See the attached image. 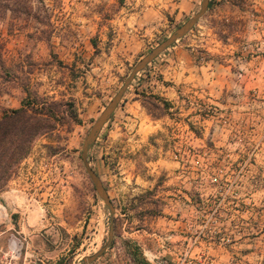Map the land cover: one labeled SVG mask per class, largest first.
Here are the masks:
<instances>
[{
	"label": "rangeland",
	"instance_id": "374dc122",
	"mask_svg": "<svg viewBox=\"0 0 264 264\" xmlns=\"http://www.w3.org/2000/svg\"><path fill=\"white\" fill-rule=\"evenodd\" d=\"M24 1L0 20V120L66 107L0 191V264H83L111 227L84 142L134 67L202 0ZM210 1L136 77L89 151L115 208L113 244L93 264L135 263L138 244L152 245L146 232L179 213L220 215L215 264H264V0Z\"/></svg>",
	"mask_w": 264,
	"mask_h": 264
},
{
	"label": "built area",
	"instance_id": "2783aa9c",
	"mask_svg": "<svg viewBox=\"0 0 264 264\" xmlns=\"http://www.w3.org/2000/svg\"><path fill=\"white\" fill-rule=\"evenodd\" d=\"M219 216L180 213L167 216L170 228L146 232L147 242L152 245L138 244L140 258L132 264H215L210 253L214 246L222 245L226 236L217 223Z\"/></svg>",
	"mask_w": 264,
	"mask_h": 264
},
{
	"label": "trees",
	"instance_id": "16d2710c",
	"mask_svg": "<svg viewBox=\"0 0 264 264\" xmlns=\"http://www.w3.org/2000/svg\"><path fill=\"white\" fill-rule=\"evenodd\" d=\"M211 3L210 1L209 8ZM15 5L23 10L26 2L20 0L15 3L13 0H0V20L5 19L9 12L16 11V8H13ZM59 106L66 107V104L52 102L43 104L41 108L23 107L6 113L0 120V191L7 186L19 164L29 154L33 141L52 127L56 117L54 108ZM71 113V121H77L75 111ZM66 114L65 109L63 115ZM129 245H127L128 250L133 251L131 254L135 256L137 249Z\"/></svg>",
	"mask_w": 264,
	"mask_h": 264
},
{
	"label": "water",
	"instance_id": "95a60500",
	"mask_svg": "<svg viewBox=\"0 0 264 264\" xmlns=\"http://www.w3.org/2000/svg\"><path fill=\"white\" fill-rule=\"evenodd\" d=\"M210 0H202L200 10L191 17L183 26L177 29L168 39L162 42L157 48H155L151 53H149L145 58H143L132 70L123 86L112 99L110 104L105 108L103 113L94 123L92 129L90 130L82 150V162L83 166L87 172V175L98 194L99 198L109 209L111 213V227L109 231V239L105 246H103L99 252L93 256L83 258V264H93L100 257H102L112 246L114 240V220H115V208L113 206L112 200L106 190L102 180L97 175V173L92 169L89 162V151L98 139L99 134L102 132L103 128L110 121L111 117L117 110L119 104L121 103L127 90L130 88L131 84L134 82L136 77L143 72L147 66L159 58L163 53H165L170 47L174 46L181 39L185 38L205 17L209 10Z\"/></svg>",
	"mask_w": 264,
	"mask_h": 264
},
{
	"label": "bare ground",
	"instance_id": "6f19581e",
	"mask_svg": "<svg viewBox=\"0 0 264 264\" xmlns=\"http://www.w3.org/2000/svg\"><path fill=\"white\" fill-rule=\"evenodd\" d=\"M6 217H7V213L5 211V208L0 207V219Z\"/></svg>",
	"mask_w": 264,
	"mask_h": 264
},
{
	"label": "crops",
	"instance_id": "0c3cea01",
	"mask_svg": "<svg viewBox=\"0 0 264 264\" xmlns=\"http://www.w3.org/2000/svg\"><path fill=\"white\" fill-rule=\"evenodd\" d=\"M189 5H190V7H189V11H190L194 8L195 4H194V2H191V3H189Z\"/></svg>",
	"mask_w": 264,
	"mask_h": 264
}]
</instances>
